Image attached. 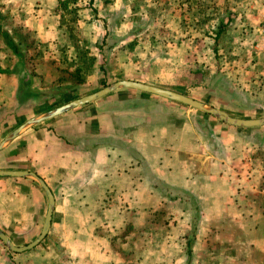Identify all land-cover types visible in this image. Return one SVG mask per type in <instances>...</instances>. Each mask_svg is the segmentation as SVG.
I'll return each mask as SVG.
<instances>
[{
    "label": "rangeland",
    "instance_id": "rangeland-1",
    "mask_svg": "<svg viewBox=\"0 0 264 264\" xmlns=\"http://www.w3.org/2000/svg\"><path fill=\"white\" fill-rule=\"evenodd\" d=\"M52 1L47 21L50 32L42 41L19 21L0 18V29H10L12 40L29 49L33 62H39V56L43 64L32 62V66L47 71L57 83L82 80L77 86H67L65 95L33 99L31 111L23 118L0 117L7 131L127 78L183 94L232 117H264V43L259 32L264 0ZM75 67L80 68V78ZM113 93L119 99L135 95L154 99L127 89ZM105 97L78 109L102 103ZM171 103L177 125L181 121L188 126L220 123L198 110ZM243 141L239 139L240 144ZM256 158L264 163L263 147L256 150ZM131 185L140 192L135 182ZM154 187L158 189L155 183ZM7 190L0 185V231L14 246H24L38 236L43 214L26 226L21 222L19 228L10 227L9 210L16 204L29 212L32 207L30 197L13 203V195H23V189ZM158 190L159 194L152 195L151 184L145 181L138 197L120 202L103 198L98 204L85 199L88 203L81 204L87 208L81 215L85 229H49L34 248L23 253L10 252L0 241L2 264H185L194 214L186 215L181 201L165 197L162 186ZM255 218L239 222L233 213L213 215L202 229L205 242L193 246L192 238L190 264H264V214ZM94 222L95 228H89Z\"/></svg>",
    "mask_w": 264,
    "mask_h": 264
},
{
    "label": "crops",
    "instance_id": "crops-1",
    "mask_svg": "<svg viewBox=\"0 0 264 264\" xmlns=\"http://www.w3.org/2000/svg\"><path fill=\"white\" fill-rule=\"evenodd\" d=\"M53 2L3 0L0 18L21 22L23 29L29 28L42 41L50 32L47 21ZM18 48L20 57L0 39V117L23 118L31 111L33 99L47 98L49 88L71 85L59 84L41 67L34 68L29 49ZM37 58L34 65L43 64ZM113 95L25 129L0 150V170L33 172L49 188L54 200L49 229H85L81 225V215L87 212L81 205L88 203L85 199L98 204L103 198L120 202L138 197L145 181L151 184L152 195L159 194L160 185L167 192L165 197L181 201L186 215L196 216L193 246L205 242L202 229L215 214L233 213L239 222H252L264 214V163L256 158V150L264 148L263 126L239 129L201 123L189 127L182 121L177 125L172 101L154 95L149 100ZM13 129L7 131L0 124V141ZM134 182L139 193L132 189ZM0 185L8 192L12 187L25 191L14 194L13 203L30 197L31 212L17 204L8 211L10 227L31 224L40 212L44 218L47 201L38 185L21 178H0ZM2 252L0 248V264Z\"/></svg>",
    "mask_w": 264,
    "mask_h": 264
},
{
    "label": "water",
    "instance_id": "water-1",
    "mask_svg": "<svg viewBox=\"0 0 264 264\" xmlns=\"http://www.w3.org/2000/svg\"><path fill=\"white\" fill-rule=\"evenodd\" d=\"M119 89L138 91L141 93L154 95V96L184 105L186 107L198 110L206 115L215 117L220 123L228 125V126L238 127V128H253V127L264 126V117L255 118V119H250V118L244 119V118L232 117L224 110L211 107V106H207L206 104L200 101L194 100L190 97H187L183 94H180V93H177L171 90L163 89L158 86L141 83L139 81L123 79V80L115 81L112 84L105 86L98 91H95L93 93H90L82 97H79L77 99L70 100L56 108H53L49 111L40 113L34 117L27 119L26 121L18 125L15 129H13L11 132H9L0 141V150L8 142H10L15 137H17L23 130L28 129L32 126H35L44 121H47L49 119H52L56 116H59L74 108L94 102L102 97H105L111 94L115 90H119ZM0 178H21V179L30 180L34 182L36 185H38V187L43 191L46 197L47 205H46V211H45V215H44L43 222L41 225V229H40L38 236L35 239H33L31 242L27 243L24 246H20V247L14 246L13 243L9 240V238L2 231H0V241L10 252L23 253V252L29 251L32 248H34L46 236L50 228L51 214H52L53 205H54L53 196L49 188L42 181V179L39 178L33 172L26 171V170H0Z\"/></svg>",
    "mask_w": 264,
    "mask_h": 264
},
{
    "label": "trees",
    "instance_id": "trees-1",
    "mask_svg": "<svg viewBox=\"0 0 264 264\" xmlns=\"http://www.w3.org/2000/svg\"><path fill=\"white\" fill-rule=\"evenodd\" d=\"M1 26V25H0ZM218 31H219V27H217V34H218ZM0 35H1V40L3 42V44L8 48L10 49V51L15 55V56H18L20 57L21 56V53L19 51V48H18V45L16 42H14L11 38V36L8 34V32H6L5 30H1L0 29ZM217 36V35H215ZM94 60H92V63H93ZM92 63H91V66L92 67ZM75 75L77 78H80L78 77L79 76V73H80V68L79 67H75ZM82 80L81 78L80 79H77L75 82H71V85H67V86H77ZM138 81H141V83H146V81H142V80H138ZM67 86L65 87H61V86H56L54 88H49L45 93H46V96L47 98L49 97H53V96H57V95H65L67 92H68V88ZM241 129V128H239ZM167 198L169 200H173L174 197H170L167 195ZM186 200V198H185ZM193 218H196L193 217ZM194 233H195V227H194V220H193V225H191V230H190V236H191V239H189V241H187L186 243V248H185V252H186V260H185V264H190V258H191V241H192V238H194Z\"/></svg>",
    "mask_w": 264,
    "mask_h": 264
},
{
    "label": "built area",
    "instance_id": "built-area-1",
    "mask_svg": "<svg viewBox=\"0 0 264 264\" xmlns=\"http://www.w3.org/2000/svg\"><path fill=\"white\" fill-rule=\"evenodd\" d=\"M259 32L261 34L262 41L264 43V15L262 16L260 23H259Z\"/></svg>",
    "mask_w": 264,
    "mask_h": 264
}]
</instances>
